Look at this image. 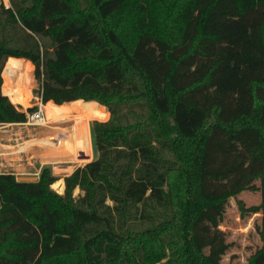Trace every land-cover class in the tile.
<instances>
[{"label": "trees", "instance_id": "obj_1", "mask_svg": "<svg viewBox=\"0 0 264 264\" xmlns=\"http://www.w3.org/2000/svg\"><path fill=\"white\" fill-rule=\"evenodd\" d=\"M4 56L31 61L46 106L94 100L109 116L63 193L49 165L36 181L0 172V264H215L194 225L253 179L259 203H237L260 214L248 264H264V0L0 3ZM1 84L0 123L25 122ZM245 147L255 172L235 161ZM230 170L238 187L204 191Z\"/></svg>", "mask_w": 264, "mask_h": 264}, {"label": "rangeland", "instance_id": "obj_2", "mask_svg": "<svg viewBox=\"0 0 264 264\" xmlns=\"http://www.w3.org/2000/svg\"><path fill=\"white\" fill-rule=\"evenodd\" d=\"M30 2L31 0H0L4 7L10 6L11 3L28 4ZM15 39L17 40L10 42L11 45H21V41L18 38ZM41 41L50 45V40L47 37L41 38ZM11 59L23 58L10 57L4 65L2 63L3 66L0 62L2 87L6 91L5 93L11 92L14 97L10 92L7 95L27 114V107L35 105L39 99V85L33 76V64L31 61L23 59L26 61L24 68L20 72H16L8 81L6 77L4 78V71ZM46 112L49 120L47 124H30L25 121L10 125V130L2 131L5 134L0 138L2 141L0 147L2 150L8 151V156L3 158L5 162V164L3 162V167L9 171L21 169L20 172H15L16 178L21 175H33L38 179L40 169L38 166H34V164H39L38 157L41 156L43 160L47 161L52 159L50 171L57 177L52 183V188L58 193H63L64 187H61L64 176L88 161H84V140L86 138L90 139L93 150V156L89 160L96 156L91 123L93 119H107L109 110L97 101L91 100L88 104L73 102L66 103L57 109L49 107ZM84 118H87V121L82 120ZM61 133L64 135L63 137ZM18 139L20 143H17ZM45 141L52 144L49 145ZM78 142L82 143L79 148L77 147ZM12 144L15 146L13 147ZM243 151L246 156L241 158L242 152H239L236 158L233 154L231 159L244 161V166L249 165V172H255L257 170L255 162H250L247 157L249 147H245ZM22 152H26V155L24 157L18 156ZM66 158L72 160L65 161ZM23 160L26 161V168H23ZM251 184L253 187L248 186L239 189L225 198L219 205L206 209L194 225L195 240L198 246L214 260L215 264H248L249 256L261 245L259 234L254 227L255 222L260 219V214L242 215L237 203L238 199H241L245 206L259 203L260 191L256 188L259 185V179H253ZM236 187L238 185L232 170L224 178L218 177L216 181H213V179L205 177L203 181L204 191L209 195ZM80 192V189L75 187L73 195L77 196ZM223 243L228 245L226 251L223 253L215 252Z\"/></svg>", "mask_w": 264, "mask_h": 264}, {"label": "crops", "instance_id": "obj_3", "mask_svg": "<svg viewBox=\"0 0 264 264\" xmlns=\"http://www.w3.org/2000/svg\"><path fill=\"white\" fill-rule=\"evenodd\" d=\"M10 57H14V56H4L3 58H2V60H1V65H2V63H3V65L5 64V62L6 61H8V59L10 58ZM24 59V58H23ZM2 65V66H3ZM1 72V71H0ZM1 91H2V93H4V94H6L7 95V93H5L6 91H4V89H3V87H2V84H1ZM8 97H9V95H7ZM10 98V97H9ZM11 100V99H10ZM12 102H14L15 103V101H12ZM49 102H51L52 104H54V105H56V106H59V105H61V104H55V103H53L52 101H49ZM71 102V101H70ZM48 103V102H47ZM46 104V103H45ZM52 116V115H51ZM71 116V115H70ZM60 120V119H59ZM20 122H11V123H0V138L2 137V135H4L5 133H3L2 131L3 130H5V129H9L10 127V125L12 126V125H16V124H19ZM71 125V124H70ZM70 125H68V126H70ZM62 127V126H61ZM10 130V129H9ZM8 130V131H9ZM61 135H62V137L64 136L62 133H61ZM44 142V141H43ZM42 142V143H43ZM47 144H52V143H48L47 141H45ZM17 143H20V140L18 139V141H17ZM0 144H2V141L0 140ZM8 145V144H7ZM13 145V147L15 146L14 144H12ZM20 149H21V147H20ZM21 152V151H20ZM26 152H22L20 155L18 154V156H22V157H24L26 154H25ZM6 154V155H5ZM5 155V156H4ZM6 156H8V151L7 150H2V148L0 147V172H10V173H13V174H15V172H20L21 171V169H17V171H9V170H5V168L3 167L4 166V164H5V162L3 161L4 159L3 158H5ZM39 158V164L37 165H35L34 164V166L36 167V166H38V168L40 169L42 166H44V165H49V166H51V168H52V165H51V163H52V159H49L48 161L47 160H43L42 159V157L40 156V157H38ZM41 160H43V161H41ZM65 161H71L72 159L71 158H66V159H64ZM3 162H4V164H3ZM25 162L26 161H22V163H23V168H26V164H25ZM3 164V165H2ZM2 165V166H1ZM32 165V164H31ZM17 174V173H16ZM64 187V182H63V185H62V187L61 188H63Z\"/></svg>", "mask_w": 264, "mask_h": 264}, {"label": "built area", "instance_id": "obj_4", "mask_svg": "<svg viewBox=\"0 0 264 264\" xmlns=\"http://www.w3.org/2000/svg\"><path fill=\"white\" fill-rule=\"evenodd\" d=\"M37 103L35 104L36 107L32 110L27 112L26 114V123L30 124H47L48 118L46 113V105L42 102L41 98L38 96Z\"/></svg>", "mask_w": 264, "mask_h": 264}, {"label": "bare ground", "instance_id": "obj_5", "mask_svg": "<svg viewBox=\"0 0 264 264\" xmlns=\"http://www.w3.org/2000/svg\"><path fill=\"white\" fill-rule=\"evenodd\" d=\"M26 61H24L23 59H11L9 62H8V65L4 71V78L6 77V80L9 81V79L11 77H13V75L16 73V72H20L23 68H24V65H25ZM5 88V87H4ZM10 92V91H8ZM7 92V93H8ZM11 94V92H10ZM12 95V94H11ZM13 96V95H12ZM14 97V96H13ZM14 99V98H12ZM46 108V111L47 109H49L48 106L45 107ZM47 113V112H46ZM48 115V113H47ZM49 121V120H48ZM79 146H82V143L80 144V142H78V148Z\"/></svg>", "mask_w": 264, "mask_h": 264}, {"label": "water", "instance_id": "obj_6", "mask_svg": "<svg viewBox=\"0 0 264 264\" xmlns=\"http://www.w3.org/2000/svg\"><path fill=\"white\" fill-rule=\"evenodd\" d=\"M17 179L19 181H36V176H33V175H21V176H18Z\"/></svg>", "mask_w": 264, "mask_h": 264}]
</instances>
